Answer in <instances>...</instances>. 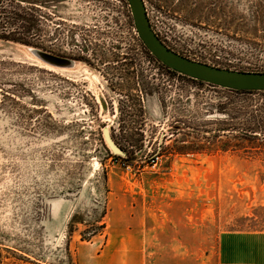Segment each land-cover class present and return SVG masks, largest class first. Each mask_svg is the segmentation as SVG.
Instances as JSON below:
<instances>
[{"label":"rangeland","instance_id":"rangeland-1","mask_svg":"<svg viewBox=\"0 0 264 264\" xmlns=\"http://www.w3.org/2000/svg\"><path fill=\"white\" fill-rule=\"evenodd\" d=\"M144 1L170 48L264 71V0ZM133 34L127 0H0V264H217L220 234L264 230V148L215 136L264 118L241 102L260 91L167 71Z\"/></svg>","mask_w":264,"mask_h":264},{"label":"water","instance_id":"water-1","mask_svg":"<svg viewBox=\"0 0 264 264\" xmlns=\"http://www.w3.org/2000/svg\"><path fill=\"white\" fill-rule=\"evenodd\" d=\"M127 2L138 38L144 47L166 67L192 79L226 89L264 91V71L224 68L187 57L171 49L154 31L145 1L127 0ZM23 46L33 58L51 67L70 68L80 63L79 60L54 54L37 46L28 44ZM105 139L113 153L120 154L122 152L106 132Z\"/></svg>","mask_w":264,"mask_h":264},{"label":"trees","instance_id":"trees-1","mask_svg":"<svg viewBox=\"0 0 264 264\" xmlns=\"http://www.w3.org/2000/svg\"><path fill=\"white\" fill-rule=\"evenodd\" d=\"M36 25H37V22H36L35 19H28V29H33ZM128 34H129V31H128ZM130 38L133 41V43L139 48V50H141V52L143 53V55H144V57L146 59L155 62L157 65H159L162 68H165L167 71H171L168 67L163 65L159 60H157L153 55H151L149 53V51L143 46V44L141 43V41L139 40V38H138V36L136 34L130 35ZM28 45H32L31 39H28ZM177 74L180 75V76H184L187 79L196 81L195 79H192V78L187 77L185 75H181L179 73H177ZM197 81L201 83V81H199V80H197ZM227 90L232 91V92H236V93H239V94H242V95L243 94H251V93H253V91H251V90H234V89H227ZM256 92H259V91H256ZM260 92H259V95L261 96L260 100H257L258 97L247 98V99L243 98L241 100V102H243V103H246L247 101H248L247 103L251 102V104H253L252 106H254V104H260V107L257 110H260V112L264 113V91H260ZM244 113H247V112L244 111ZM227 116H228V113L224 112V117L226 118ZM251 117H254V120L255 119L256 120L252 121V120H249V119H244V120L240 121L237 125H235L234 128L231 127V125H229L227 123V120H222L221 123L223 124V126L221 128L217 129L220 134L215 135V136H222V135L225 134V132L229 133V131H231V130H234V131L236 130V132L238 133L237 136H238V139H239V141H238V143L236 145V149L239 148L241 150H243V149L244 150H248V148H250V149L251 148H264V137L261 138V141H257V140H259L258 137H257V134H260V133L264 134V118H262V119L258 118L257 119V118H255L253 113H252ZM197 131L200 132L202 130H197ZM252 136L255 137L254 140H252ZM200 137L201 138H206V137H203L202 135L199 136V133L196 132V135L194 136V141L187 147L188 150L198 149V148H200L202 146V143H200L198 141V140H200ZM175 149L178 150V152L179 151H183V149L181 147H179V146H176ZM223 150H224V148H223ZM132 153L133 152H131V154ZM109 155H111V156H120V154H115L112 151H110ZM102 216H104V212H103ZM262 220H264V219H262Z\"/></svg>","mask_w":264,"mask_h":264},{"label":"crops","instance_id":"crops-1","mask_svg":"<svg viewBox=\"0 0 264 264\" xmlns=\"http://www.w3.org/2000/svg\"><path fill=\"white\" fill-rule=\"evenodd\" d=\"M217 264H264V230H229L220 234Z\"/></svg>","mask_w":264,"mask_h":264},{"label":"flooded vegetation","instance_id":"flooded-vegetation-1","mask_svg":"<svg viewBox=\"0 0 264 264\" xmlns=\"http://www.w3.org/2000/svg\"><path fill=\"white\" fill-rule=\"evenodd\" d=\"M133 27H134V25H133ZM137 35V34H136ZM159 36V35H158ZM140 40V39H139ZM142 43V42H141ZM144 46V45H143ZM172 49V48H171ZM174 50V49H173ZM176 51V50H175ZM178 52V51H177ZM150 53V52H149ZM180 53V52H179ZM151 54V53H150ZM181 54H183V53H181ZM152 55V54H151ZM184 55V54H183ZM186 56V55H185ZM187 57H189V56H187ZM194 59V58H193ZM170 69V68H169ZM171 70V69H170ZM178 73V72H177ZM180 74V73H179ZM182 75V74H181Z\"/></svg>","mask_w":264,"mask_h":264}]
</instances>
